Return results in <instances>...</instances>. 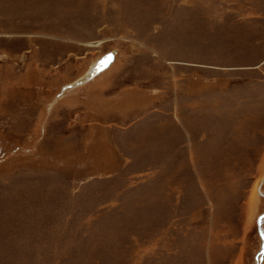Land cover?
Here are the masks:
<instances>
[{"label":"rangeland","instance_id":"1","mask_svg":"<svg viewBox=\"0 0 264 264\" xmlns=\"http://www.w3.org/2000/svg\"><path fill=\"white\" fill-rule=\"evenodd\" d=\"M0 264H264V0H0Z\"/></svg>","mask_w":264,"mask_h":264},{"label":"bare ground","instance_id":"2","mask_svg":"<svg viewBox=\"0 0 264 264\" xmlns=\"http://www.w3.org/2000/svg\"><path fill=\"white\" fill-rule=\"evenodd\" d=\"M257 196H258L257 188H254V191L252 193V198L250 200V209L251 210H253L255 208V205L257 203Z\"/></svg>","mask_w":264,"mask_h":264},{"label":"crops","instance_id":"3","mask_svg":"<svg viewBox=\"0 0 264 264\" xmlns=\"http://www.w3.org/2000/svg\"><path fill=\"white\" fill-rule=\"evenodd\" d=\"M86 112V111H85ZM85 112H83V113H85ZM86 125H90V123H87ZM91 125H92V123H91ZM88 134H89V132H88Z\"/></svg>","mask_w":264,"mask_h":264}]
</instances>
